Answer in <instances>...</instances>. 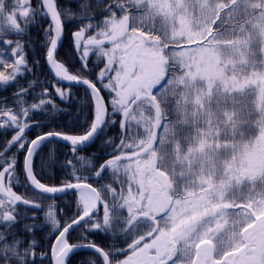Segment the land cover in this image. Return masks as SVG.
<instances>
[{
  "label": "snow or ice",
  "instance_id": "snow-or-ice-1",
  "mask_svg": "<svg viewBox=\"0 0 264 264\" xmlns=\"http://www.w3.org/2000/svg\"><path fill=\"white\" fill-rule=\"evenodd\" d=\"M94 7L102 18L92 16ZM79 8L74 49L89 74L94 55V79L57 58L74 14L57 0H38L37 7L31 0H0V42L8 46L0 49V84L18 85L11 106L0 101V129L13 132L0 150V264H72L80 249L93 251L99 264H264V0H83ZM38 16L49 18L41 45L46 62L58 81L88 90L92 114L85 111L79 132L53 128L29 140L26 130L42 127L34 110L52 104L51 115L66 111L51 99L28 103L36 81L19 86L17 78L31 72L25 42L6 37L27 34ZM53 87L68 99L70 87ZM117 116L118 139H104L107 159L76 155L117 124ZM55 140L70 145L76 163L64 162L68 177L49 185L33 163ZM21 152L25 187L53 200L69 191L78 196L63 225L58 206H47L50 254L36 251L35 232L43 225L34 215L32 224L17 228L27 216L18 205L41 207L13 188L20 183ZM55 163L50 148L41 165ZM76 228L82 244L69 242ZM93 231L123 246L105 250L88 240Z\"/></svg>",
  "mask_w": 264,
  "mask_h": 264
},
{
  "label": "trees",
  "instance_id": "trees-1",
  "mask_svg": "<svg viewBox=\"0 0 264 264\" xmlns=\"http://www.w3.org/2000/svg\"><path fill=\"white\" fill-rule=\"evenodd\" d=\"M31 2L33 7L38 6V0H31ZM82 2L83 0H57L58 7L68 9L70 13L74 14L71 19H68L65 22V38L58 51L57 58L65 62L66 65L69 66L72 73L75 74L77 69H79L81 76L94 79V74L98 71V68L94 65V55L90 54L89 57L88 66L92 69V74H89L84 72L81 68L80 60L78 59L74 49L72 33L80 26V19L78 18L80 13L79 4ZM90 2L94 5L96 0H90ZM8 3L11 4L12 0H8ZM102 11L103 10L101 8L94 7L92 10V16L98 20L102 18ZM63 18L64 17L62 16V19ZM48 23L49 18L38 16V23L30 25L28 27L27 34L22 37H18L16 35L6 37L14 40L19 38L25 42V50L27 52V59L29 61V66L31 67V72L25 71L23 76L18 77L17 79L19 86H23L25 88L28 87L30 81H36L35 85L29 89V94L26 97L28 103H38L40 98L51 99L57 108L66 110L59 111L55 115H51L52 104L46 105L47 111L44 109L34 110L32 112V119L39 121L42 127L33 126L30 130H26V135L29 140L35 139L38 134L47 132L53 128L57 131L63 130L68 132L72 129L79 132L81 130L80 124L83 122L82 118L85 111L89 116L92 114L90 106L91 97L88 94V90L84 87L59 82L46 62L45 49L41 45L44 40V28L47 27ZM29 43L31 44V47H29ZM7 48V45L0 42V49ZM4 57L9 60L12 59L8 51L4 52ZM35 60H39V65L35 64ZM100 66H102V64ZM54 84L56 87H61L62 89H68L70 87V94L67 100L61 99V97L55 92V88L53 87ZM17 87L18 85L15 82L9 84L8 86L0 84V101L6 98L7 104L11 106L13 104V93L17 91ZM44 88L48 89L47 96H42ZM78 110H81L79 116L77 115ZM116 120L117 124L112 125L105 134L101 135V137L96 140L95 143L79 149L76 155L86 158L92 157L93 160L98 163H102L105 159H107V154L111 151V149L104 144V139L106 136L118 139L121 131L119 128L120 117L117 116ZM12 135V130L0 129V149L3 148L7 139H11ZM50 148H55L56 150V163L54 165L42 167L41 162L47 161ZM19 157H23L22 152L19 154ZM68 159H72L73 162L76 163L75 157L71 152V147L58 141H52L50 144H45L42 147L40 154L35 158L33 163L34 171L37 172L38 178L41 179V182L49 185H59L62 179L68 177L70 169L61 167V165ZM77 167L79 168V164H77ZM104 182L106 183L107 181ZM34 196L37 198L36 200L41 203V207L38 208V210L29 209L32 216L30 215V220L27 224L33 223L31 217L34 215L36 222L43 225L42 228L35 232V238L40 241V247L37 248L36 251L38 254L45 252L50 254V246L53 240L46 239V236L49 234L51 229V225L45 220V214L48 211L47 206L49 204L58 206L55 211L57 218L60 220L61 225H63L65 223V217H72L73 213L76 211L78 196L75 191H69L65 194L56 196L54 200L46 195L38 196L34 193ZM60 209H63V213L60 212ZM80 231L81 229L79 228L75 233L69 236L70 243H84V241L79 238ZM21 236L25 240L30 239L27 233H21ZM88 240L95 242L99 247L104 248L105 250H107L112 244H116L121 247L123 246L121 239H115L109 233H103L100 231L90 232L88 234ZM71 259L72 264H77V262H80V264H87L90 259L96 260L97 264H99L100 260L95 253L88 251L78 252L74 254ZM37 264H39V261H37ZM45 264H51V261H46Z\"/></svg>",
  "mask_w": 264,
  "mask_h": 264
},
{
  "label": "flooded vegetation",
  "instance_id": "flooded-vegetation-1",
  "mask_svg": "<svg viewBox=\"0 0 264 264\" xmlns=\"http://www.w3.org/2000/svg\"><path fill=\"white\" fill-rule=\"evenodd\" d=\"M10 140V139H7V141ZM6 141V142H7ZM3 148H1L0 150H2ZM22 164H23V157L20 158L19 157V160H18V177H19V181L20 183L18 185H14L13 188L14 190L17 192V194H20V195H23V196H27L29 199H34L36 200L37 198L34 196V193L32 192V188L29 186V187H25L24 185L27 183L26 179H25V175H24V172L22 170ZM18 210L21 212V214H24L26 212L27 216L24 220H22V222L20 223V225L17 226L18 230L19 229H22L24 224H27L30 220V215L31 213L29 212V209H32V210H38L37 208H25L24 206L22 205H18ZM32 216V215H31ZM79 229V228H78ZM78 229L72 231L70 233V235H72L73 233H75ZM69 235V236H70ZM73 244H76V243H73ZM84 251H88V252H92L94 253L93 251L91 250H82V251H79V252H84ZM78 253V252H76ZM75 253V254H76ZM74 255V254H73ZM72 255V256H73ZM72 258V257H71Z\"/></svg>",
  "mask_w": 264,
  "mask_h": 264
},
{
  "label": "water",
  "instance_id": "water-1",
  "mask_svg": "<svg viewBox=\"0 0 264 264\" xmlns=\"http://www.w3.org/2000/svg\"><path fill=\"white\" fill-rule=\"evenodd\" d=\"M63 40H64V37H63ZM62 43H63V41H62ZM62 45V44H61ZM61 45L58 47V50L60 49V47H61ZM49 66V65H48ZM50 67V66H49ZM62 83H66V84H69L68 82H62ZM70 85H73V86H79V87H84L83 85H80V84H76V83H71ZM85 88V87H84ZM55 141H58V142H61V143H64V144H66V145H68V146H70L68 143H66V142H63V141H60V140H55ZM96 142V141H95ZM94 142V143H95ZM91 144H93V143H91ZM90 144V145H91ZM84 148V147H83ZM46 196H48V195H46ZM59 196V195H58ZM77 229V228H76ZM75 229V230H76ZM72 231H74V230H70V233L72 232ZM82 250H88V249H80V250H78L77 252H79V251H82ZM76 253V252H75Z\"/></svg>",
  "mask_w": 264,
  "mask_h": 264
}]
</instances>
